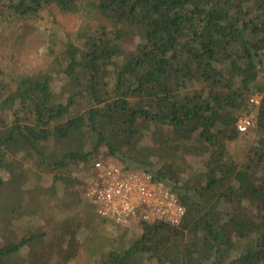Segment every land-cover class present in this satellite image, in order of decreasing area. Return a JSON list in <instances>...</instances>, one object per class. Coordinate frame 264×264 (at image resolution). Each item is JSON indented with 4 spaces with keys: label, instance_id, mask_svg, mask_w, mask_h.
Returning <instances> with one entry per match:
<instances>
[{
    "label": "trees",
    "instance_id": "16d2710c",
    "mask_svg": "<svg viewBox=\"0 0 264 264\" xmlns=\"http://www.w3.org/2000/svg\"><path fill=\"white\" fill-rule=\"evenodd\" d=\"M50 5L96 11L113 30L79 27L61 47L48 45L47 66L12 82L0 69V171L18 172L9 157L21 152L24 171L55 181L82 165L91 179L107 155L150 172L184 206L178 224L120 226L139 233L99 254L89 235L88 264H264V0H0L17 16ZM129 33L136 42L126 51ZM253 111L240 132L238 117ZM250 131L244 156L232 153ZM87 203L94 229L117 226ZM43 236L9 239L0 264Z\"/></svg>",
    "mask_w": 264,
    "mask_h": 264
},
{
    "label": "rangeland",
    "instance_id": "374dc122",
    "mask_svg": "<svg viewBox=\"0 0 264 264\" xmlns=\"http://www.w3.org/2000/svg\"><path fill=\"white\" fill-rule=\"evenodd\" d=\"M81 26L92 32H97L101 27L113 30L102 15L96 11L88 13L84 8L63 12L55 5H50L30 16H17L2 8L0 69L5 80L12 82L20 74L35 72L47 66L50 62L48 45H53L55 49L61 47L67 34ZM135 42L136 38L129 33L123 47L128 51ZM253 141L254 134L250 131L240 134L229 148L232 153L243 157L247 143ZM164 156V152H156L153 159ZM97 158L122 163L107 155ZM9 159L18 172H9L4 168L0 171L3 178V184L0 185V246L22 234L44 233L39 242L24 245L18 255L12 257L10 264H88L89 235L96 238L95 249L99 254L110 243L117 247V239L122 236L130 241L139 233V229L123 232L122 227L110 223L93 228L96 224L89 213V200L83 193L90 180L89 169L86 170L82 165L77 168L68 166L64 172L66 178L53 181L50 173H41L32 168L29 172L21 169L24 165L21 152ZM197 161L187 158L191 166H196ZM71 247L74 251L72 256L66 254Z\"/></svg>",
    "mask_w": 264,
    "mask_h": 264
},
{
    "label": "built area",
    "instance_id": "2783aa9c",
    "mask_svg": "<svg viewBox=\"0 0 264 264\" xmlns=\"http://www.w3.org/2000/svg\"><path fill=\"white\" fill-rule=\"evenodd\" d=\"M262 61L264 67V57ZM261 100L262 94L256 92L248 97L255 109ZM253 125L254 111L239 116L236 121L240 132L248 131ZM93 171V178L84 187V197L96 206L100 216L112 219L117 226L134 224L139 219H166L178 224L185 213L172 190L150 172L130 169L107 158L95 160Z\"/></svg>",
    "mask_w": 264,
    "mask_h": 264
}]
</instances>
